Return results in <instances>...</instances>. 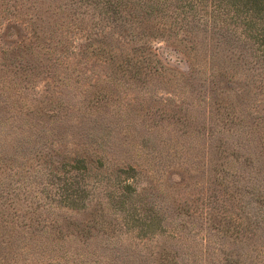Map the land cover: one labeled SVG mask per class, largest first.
<instances>
[{
	"label": "rangeland",
	"instance_id": "obj_1",
	"mask_svg": "<svg viewBox=\"0 0 264 264\" xmlns=\"http://www.w3.org/2000/svg\"><path fill=\"white\" fill-rule=\"evenodd\" d=\"M220 6L0 0V264H264V5Z\"/></svg>",
	"mask_w": 264,
	"mask_h": 264
},
{
	"label": "trees",
	"instance_id": "obj_2",
	"mask_svg": "<svg viewBox=\"0 0 264 264\" xmlns=\"http://www.w3.org/2000/svg\"><path fill=\"white\" fill-rule=\"evenodd\" d=\"M194 1H197V0H194ZM207 1H209L210 3H214L215 5L220 4L221 5L220 7L222 8L226 5H231L234 8H237L235 12L237 11L240 13H241V10L243 12L246 11V13H248L247 6H251L250 8L253 9V8H259L260 5H264V0H207Z\"/></svg>",
	"mask_w": 264,
	"mask_h": 264
}]
</instances>
